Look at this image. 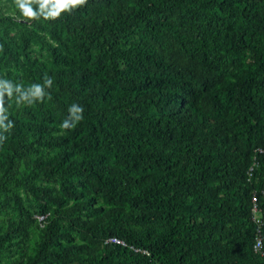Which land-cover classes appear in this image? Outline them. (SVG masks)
<instances>
[{
  "label": "trees",
  "instance_id": "trees-1",
  "mask_svg": "<svg viewBox=\"0 0 264 264\" xmlns=\"http://www.w3.org/2000/svg\"><path fill=\"white\" fill-rule=\"evenodd\" d=\"M48 24L95 69L5 95L0 255L35 228L23 264H264V0H86ZM62 99L83 119L55 135Z\"/></svg>",
  "mask_w": 264,
  "mask_h": 264
},
{
  "label": "rangeland",
  "instance_id": "rangeland-1",
  "mask_svg": "<svg viewBox=\"0 0 264 264\" xmlns=\"http://www.w3.org/2000/svg\"><path fill=\"white\" fill-rule=\"evenodd\" d=\"M34 10H39V5L33 3ZM6 18V19H5ZM50 18L45 19L43 15L37 18H29L23 15L16 0H0V37L3 39L0 50V80L10 81L14 86L20 85L23 89H28L33 84H41L50 72L55 70H69L75 66H86L94 71L93 63L95 55L82 56L74 49V43L70 36L60 28L50 30L48 24ZM52 49V52L49 50ZM65 61H62V60ZM39 72L40 75H37ZM96 76H100L98 71ZM29 74L32 84H25V75ZM92 82L91 78L85 80V84ZM25 86V87H24ZM121 95V91L113 90L108 97L104 95V100L110 101ZM63 104L69 112V105L65 99ZM45 102V99L41 100ZM9 112V111H7ZM70 116V112H69ZM62 122L55 119L53 114L49 126L55 135H66L69 129L61 128ZM57 189L58 185H50ZM27 205L25 194L20 193ZM71 202L69 201L68 204ZM102 204V201H98ZM75 239V237L73 238ZM39 240L38 230L29 229L26 250L22 251L12 243L8 249L0 255V264H23L24 259H19L21 254L32 255Z\"/></svg>",
  "mask_w": 264,
  "mask_h": 264
},
{
  "label": "clouds",
  "instance_id": "clouds-1",
  "mask_svg": "<svg viewBox=\"0 0 264 264\" xmlns=\"http://www.w3.org/2000/svg\"><path fill=\"white\" fill-rule=\"evenodd\" d=\"M86 0H16V3L23 13L24 16L29 18H37L39 15H43L45 19L48 18H57L60 16L61 12L68 11L77 6L84 5ZM37 3L39 5V10L36 11L33 9L32 4ZM52 80L51 78H46L44 84H33L28 89H23L20 85H13L10 81L0 80V133L8 132L11 128L14 127V124L11 120H8V116L6 114L7 110L4 107V97L7 95L9 98L13 96V93H17V102H27L28 104L33 103L36 100H42L45 92V87H51ZM70 117L65 119L62 124V129H71L75 126L77 122L83 119V108L78 106L77 104L71 105L70 109ZM5 120H8V123L5 124ZM6 137L0 134V141L5 140ZM255 207V206H254ZM253 220L257 225L258 230L256 231V238L254 239V245L257 240L260 241L259 250L253 251L259 253L260 256L264 257V252H262V241L258 236L260 233V217L258 211L253 212ZM258 220V222H256Z\"/></svg>",
  "mask_w": 264,
  "mask_h": 264
},
{
  "label": "built area",
  "instance_id": "built-area-1",
  "mask_svg": "<svg viewBox=\"0 0 264 264\" xmlns=\"http://www.w3.org/2000/svg\"><path fill=\"white\" fill-rule=\"evenodd\" d=\"M252 211L255 212V211H256V208L253 207ZM43 219H44V216H38V217H37V220H38L39 222H42ZM256 222H258V220H256ZM109 241H112V242H118L116 239H110ZM260 246H261V245H260V241L257 240L256 244L254 245V250H259Z\"/></svg>",
  "mask_w": 264,
  "mask_h": 264
}]
</instances>
